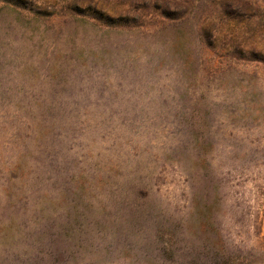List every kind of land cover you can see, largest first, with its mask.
Here are the masks:
<instances>
[{"label":"rangeland","instance_id":"374dc122","mask_svg":"<svg viewBox=\"0 0 264 264\" xmlns=\"http://www.w3.org/2000/svg\"><path fill=\"white\" fill-rule=\"evenodd\" d=\"M75 1L40 0L53 12L47 19L0 3V156L15 159L30 142L20 112L43 117L51 134L26 150L31 170L37 160L43 176L51 163L76 178L91 164L102 173V163L114 164L111 175L134 171L152 190L150 203L161 199L177 214L204 206L232 251L264 264V65L204 45L202 26L220 0H178L189 6L181 19L150 10L138 28L76 15ZM61 180L56 195L69 188ZM104 189L87 199L94 222L107 213L99 236L126 218L123 200ZM95 241L66 257L2 254L0 264L170 263L130 238Z\"/></svg>","mask_w":264,"mask_h":264},{"label":"trees","instance_id":"16d2710c","mask_svg":"<svg viewBox=\"0 0 264 264\" xmlns=\"http://www.w3.org/2000/svg\"><path fill=\"white\" fill-rule=\"evenodd\" d=\"M0 3L41 19L52 17L53 14L46 10L50 6L40 0H0ZM72 7L76 15L111 28L144 26L139 16L143 18L144 13L150 10L172 21L189 13V6L178 0H124L115 5H109L107 0H76ZM91 9H99V12L91 14ZM201 37L204 45L216 54L239 62L264 65V7L249 0H220L214 4L211 16L204 22ZM19 114L23 118V126L27 127L30 142L15 159L7 158L8 155L0 156V255L5 254L7 258L17 253L49 256L59 252L66 257L71 251L82 249L85 244H94L98 238L107 241L112 235H118V238L137 241L147 250L153 248L150 251H157V256H164L169 264L248 262L244 252L236 253L229 248L220 225L214 228L212 217L209 220L204 218V213H207L204 206L193 210L190 207L185 213L177 214L161 199L152 204V190L142 188L144 182H136L143 179L134 171L130 170V174L124 173V170L114 171L111 175L114 164L107 166L102 163L103 173L91 164L83 167L84 176L78 174L76 178L74 174L66 177L51 163L45 174L50 176L46 178L38 174L40 166L35 160L36 168L32 165L34 173L28 165L30 155L26 150L29 151L30 144L48 138L51 132L46 134L48 129L43 117L36 123L31 113ZM11 131L15 133V128ZM13 137L18 140L17 136ZM19 145L23 146L21 143ZM116 176L117 180L114 181ZM61 178L65 179V185L69 188L67 192L56 195L54 185L60 183ZM123 184L128 185L129 192L124 191ZM95 188L97 191L105 188L108 198L112 193L123 200V205L120 203L118 207H123L126 218L122 220L123 225H119V232L99 236L98 232H103L100 228L106 221V212L97 214L95 222L89 218L90 204L87 199L95 192ZM192 215L196 219L190 222L187 218ZM204 238L210 242L206 246ZM160 242L165 247L158 248ZM193 242L199 244L198 248ZM204 248L207 251L205 254Z\"/></svg>","mask_w":264,"mask_h":264}]
</instances>
